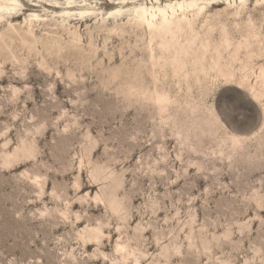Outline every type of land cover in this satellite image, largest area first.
<instances>
[{
    "label": "rangeland",
    "instance_id": "1",
    "mask_svg": "<svg viewBox=\"0 0 264 264\" xmlns=\"http://www.w3.org/2000/svg\"><path fill=\"white\" fill-rule=\"evenodd\" d=\"M17 1L0 264H264V0Z\"/></svg>",
    "mask_w": 264,
    "mask_h": 264
},
{
    "label": "bare ground",
    "instance_id": "2",
    "mask_svg": "<svg viewBox=\"0 0 264 264\" xmlns=\"http://www.w3.org/2000/svg\"><path fill=\"white\" fill-rule=\"evenodd\" d=\"M240 1H241V3H244L246 0H240ZM17 5H18L17 0H0V17L2 16L1 14L3 13V11L8 12V11L14 9ZM195 6L197 7L195 12L201 11V9L203 8L202 6L201 7L198 6V3L196 0H183V1H174V2L168 1L164 5H161L160 0H156L155 5L153 4V5L148 6V7L139 6L135 11H136L138 18L143 22L151 23L154 19L156 20L157 17L160 18V20H166V22H167L168 18H172L173 16L176 15L177 10H180V11H182L184 9L187 10V9L195 7ZM120 12H121V10L118 9L113 14H118ZM181 16L183 19L186 18V15L184 13H182ZM30 17H33L36 19L38 18V16L36 14L35 15L31 14ZM170 20H172V19H170ZM140 23H142V22H140Z\"/></svg>",
    "mask_w": 264,
    "mask_h": 264
}]
</instances>
